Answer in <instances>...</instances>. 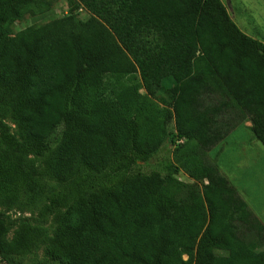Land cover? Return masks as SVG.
Instances as JSON below:
<instances>
[{"label": "trees", "instance_id": "16d2710c", "mask_svg": "<svg viewBox=\"0 0 264 264\" xmlns=\"http://www.w3.org/2000/svg\"><path fill=\"white\" fill-rule=\"evenodd\" d=\"M51 3L0 0V208L50 216L59 264H264V224L208 154L245 119L264 146V42L222 0H76L14 31ZM166 141L165 174L132 171ZM4 230L0 211L9 263L39 237Z\"/></svg>", "mask_w": 264, "mask_h": 264}, {"label": "rangeland", "instance_id": "374dc122", "mask_svg": "<svg viewBox=\"0 0 264 264\" xmlns=\"http://www.w3.org/2000/svg\"><path fill=\"white\" fill-rule=\"evenodd\" d=\"M222 1L227 6L231 18L244 33L264 42V0ZM51 2L50 10L35 15L27 13L22 20L16 21L13 24L14 31L66 15L69 13V7L76 3V0H51ZM73 11L82 21L91 16L89 11L82 6H78ZM139 92L146 95L144 88H140ZM157 97L150 98L163 106ZM168 128L171 132H175L174 120L168 123ZM182 141L183 139H180L176 143ZM174 145V143L166 141L148 161L135 164L132 171L149 173L156 170L165 174L164 165L174 162L172 161ZM208 154L253 213L260 218L264 216V146L254 138L250 121L245 119L240 122ZM175 175L182 181L193 182L182 170H178ZM196 186L200 188L201 183L198 182ZM0 211L5 228L2 237L6 243L12 239L22 220H28L31 225L39 228L38 239L25 255L11 257L10 263L0 257V264H59L45 252L55 230V221L50 216L41 217L37 210L31 211L23 208L7 211L0 208ZM261 220L264 221L263 218Z\"/></svg>", "mask_w": 264, "mask_h": 264}, {"label": "crops", "instance_id": "0c3cea01", "mask_svg": "<svg viewBox=\"0 0 264 264\" xmlns=\"http://www.w3.org/2000/svg\"><path fill=\"white\" fill-rule=\"evenodd\" d=\"M254 136V135H253ZM255 138V137H254ZM256 139V138H255ZM257 140V139H256ZM246 202V201H245ZM248 205V204H247ZM249 207V206H248ZM252 211V210H251ZM253 212V211H252ZM257 216V215H256ZM261 216H262V214H261ZM257 218L262 222V223H264V221H262L261 219L263 218V220H264V216H262L261 218H260V216H257Z\"/></svg>", "mask_w": 264, "mask_h": 264}]
</instances>
